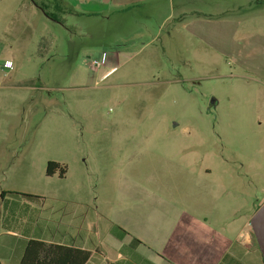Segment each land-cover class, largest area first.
Listing matches in <instances>:
<instances>
[{"label": "rangeland", "instance_id": "obj_1", "mask_svg": "<svg viewBox=\"0 0 264 264\" xmlns=\"http://www.w3.org/2000/svg\"><path fill=\"white\" fill-rule=\"evenodd\" d=\"M258 2L252 12L262 10ZM92 9L0 0V185L51 191L58 179L46 176L47 161L65 159L68 182L90 181L101 200L123 194V209L126 198L150 190L170 198L185 182L202 183L222 204L217 186L226 185L249 220L264 204L254 84L177 20ZM228 13L238 19L243 10ZM104 53L106 64L95 65ZM23 151L33 152L34 167L23 165Z\"/></svg>", "mask_w": 264, "mask_h": 264}, {"label": "crops", "instance_id": "obj_2", "mask_svg": "<svg viewBox=\"0 0 264 264\" xmlns=\"http://www.w3.org/2000/svg\"><path fill=\"white\" fill-rule=\"evenodd\" d=\"M73 2L92 7L93 12L144 14L147 19L159 18L163 23L177 20L188 36L242 70L244 78L254 84L250 87L258 98L255 122L264 145V18L258 21L259 15H255L264 12V0ZM254 2L262 10L252 12ZM235 9L243 10L238 19L228 13ZM32 153L23 151V165L35 166ZM49 162L66 170L63 178L58 172L48 177L50 181L58 179L51 191H23L0 185V191L26 195L0 201V264H19L31 241L91 252L86 264H264L251 230V217L247 220L238 215L241 202L226 185L217 186V192L227 197L222 204L217 195L215 200L209 198L212 190L207 191L202 183L185 182L170 188V198L153 190L140 199L126 198L129 206L123 209V194L113 201L101 200L98 193L92 195L90 181L68 182L70 161ZM73 164L88 177L86 168L75 166L80 161L74 160ZM223 174L234 178L230 167H224ZM159 190L166 194L167 184ZM120 216H129L131 224ZM133 238L141 242L135 249L130 247Z\"/></svg>", "mask_w": 264, "mask_h": 264}, {"label": "trees", "instance_id": "obj_3", "mask_svg": "<svg viewBox=\"0 0 264 264\" xmlns=\"http://www.w3.org/2000/svg\"><path fill=\"white\" fill-rule=\"evenodd\" d=\"M35 5L43 11L47 17L55 22H61L57 15L48 13L47 6L44 3L35 2ZM60 177L66 174L65 168H61L55 162H49L46 168L47 177H52L56 173ZM24 194L13 191H0V201L5 197H20ZM123 233H127L119 228ZM141 242L137 238H133L130 245L131 248H136ZM91 257V252L82 251L76 248L47 244L39 241H31L19 264H86Z\"/></svg>", "mask_w": 264, "mask_h": 264}, {"label": "water", "instance_id": "obj_4", "mask_svg": "<svg viewBox=\"0 0 264 264\" xmlns=\"http://www.w3.org/2000/svg\"><path fill=\"white\" fill-rule=\"evenodd\" d=\"M250 226L264 261V204L251 217Z\"/></svg>", "mask_w": 264, "mask_h": 264}, {"label": "built area", "instance_id": "obj_5", "mask_svg": "<svg viewBox=\"0 0 264 264\" xmlns=\"http://www.w3.org/2000/svg\"><path fill=\"white\" fill-rule=\"evenodd\" d=\"M106 62H107V56H106V54L104 53V54L102 55V57H101L100 60H95V61H94V64L97 65V66H101V65L106 64Z\"/></svg>", "mask_w": 264, "mask_h": 264}]
</instances>
